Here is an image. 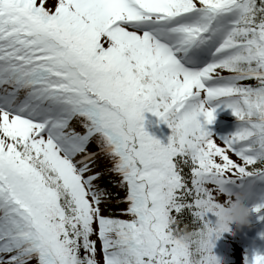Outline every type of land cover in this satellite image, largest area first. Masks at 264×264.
I'll return each mask as SVG.
<instances>
[{"label": "snow or ice", "instance_id": "obj_1", "mask_svg": "<svg viewBox=\"0 0 264 264\" xmlns=\"http://www.w3.org/2000/svg\"><path fill=\"white\" fill-rule=\"evenodd\" d=\"M234 200L264 212V0H0V264H220Z\"/></svg>", "mask_w": 264, "mask_h": 264}, {"label": "clouds", "instance_id": "obj_2", "mask_svg": "<svg viewBox=\"0 0 264 264\" xmlns=\"http://www.w3.org/2000/svg\"><path fill=\"white\" fill-rule=\"evenodd\" d=\"M253 212V207H249L245 201L234 200L231 205L226 206L220 213L221 233L232 232L233 229L251 226ZM173 223L177 222L173 221ZM175 235L177 239L185 242L192 238V232L187 226L179 228Z\"/></svg>", "mask_w": 264, "mask_h": 264}, {"label": "rangeland", "instance_id": "obj_3", "mask_svg": "<svg viewBox=\"0 0 264 264\" xmlns=\"http://www.w3.org/2000/svg\"><path fill=\"white\" fill-rule=\"evenodd\" d=\"M209 131H211V132H212V129H211V128H209ZM238 253H240V255L242 256V254H241V251H240V250H238Z\"/></svg>", "mask_w": 264, "mask_h": 264}]
</instances>
